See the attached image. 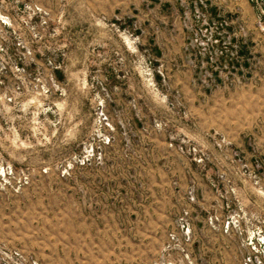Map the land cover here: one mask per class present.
<instances>
[{
  "label": "rangeland",
  "instance_id": "obj_1",
  "mask_svg": "<svg viewBox=\"0 0 264 264\" xmlns=\"http://www.w3.org/2000/svg\"><path fill=\"white\" fill-rule=\"evenodd\" d=\"M0 264H264V0H0Z\"/></svg>",
  "mask_w": 264,
  "mask_h": 264
}]
</instances>
